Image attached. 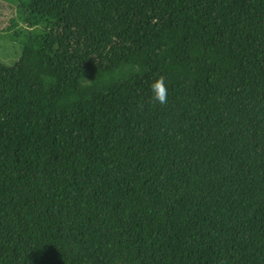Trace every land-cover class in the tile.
<instances>
[{
    "label": "trees",
    "instance_id": "obj_1",
    "mask_svg": "<svg viewBox=\"0 0 264 264\" xmlns=\"http://www.w3.org/2000/svg\"><path fill=\"white\" fill-rule=\"evenodd\" d=\"M16 10L0 264H264V0Z\"/></svg>",
    "mask_w": 264,
    "mask_h": 264
},
{
    "label": "rangeland",
    "instance_id": "obj_2",
    "mask_svg": "<svg viewBox=\"0 0 264 264\" xmlns=\"http://www.w3.org/2000/svg\"><path fill=\"white\" fill-rule=\"evenodd\" d=\"M28 0H0V63L11 66L17 61L22 45L25 25L18 19L17 7ZM17 23V29L12 24ZM18 20V21H16ZM16 30V31H15ZM21 33L20 38L12 35ZM21 44V45H20Z\"/></svg>",
    "mask_w": 264,
    "mask_h": 264
},
{
    "label": "clouds",
    "instance_id": "obj_3",
    "mask_svg": "<svg viewBox=\"0 0 264 264\" xmlns=\"http://www.w3.org/2000/svg\"><path fill=\"white\" fill-rule=\"evenodd\" d=\"M150 89L153 93V99L161 104H167L168 102V86L165 82L164 76H159L151 83Z\"/></svg>",
    "mask_w": 264,
    "mask_h": 264
}]
</instances>
